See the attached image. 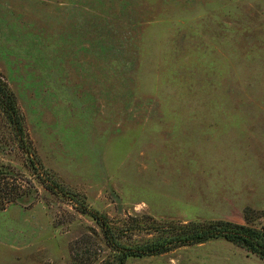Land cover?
Listing matches in <instances>:
<instances>
[{
    "label": "rangeland",
    "instance_id": "374dc122",
    "mask_svg": "<svg viewBox=\"0 0 264 264\" xmlns=\"http://www.w3.org/2000/svg\"><path fill=\"white\" fill-rule=\"evenodd\" d=\"M0 77L26 139L0 109V264L106 252L52 180L124 240L192 221L264 230V0H0ZM126 264L264 261L219 238Z\"/></svg>",
    "mask_w": 264,
    "mask_h": 264
},
{
    "label": "trees",
    "instance_id": "16d2710c",
    "mask_svg": "<svg viewBox=\"0 0 264 264\" xmlns=\"http://www.w3.org/2000/svg\"><path fill=\"white\" fill-rule=\"evenodd\" d=\"M0 109L3 111L9 124L13 126L20 147L24 149L26 139L23 128V117L17 107L13 91L1 77ZM30 167L34 168V164L31 163ZM47 187L57 192L64 191L68 198L75 201L78 205V211L90 217L99 226L107 250L101 255L99 254V256H92V259L88 258L89 262L87 261V264H126L131 258L159 255L170 252L180 246L204 243L219 238L231 241L245 248L264 261L263 229L229 220L209 222L192 221L186 224L156 226L152 228L157 233L155 236L143 239L124 240L122 229L115 228L105 213L87 208L81 203L75 192H67L65 188H62L54 180H52V186ZM130 226L137 227L136 224H131Z\"/></svg>",
    "mask_w": 264,
    "mask_h": 264
},
{
    "label": "crops",
    "instance_id": "0c3cea01",
    "mask_svg": "<svg viewBox=\"0 0 264 264\" xmlns=\"http://www.w3.org/2000/svg\"><path fill=\"white\" fill-rule=\"evenodd\" d=\"M233 181V180H232ZM208 183H211V188L214 190V191H218V192H221V193H226V192H230V191H235L238 189V187H234L232 186L230 183L231 181H227V180H222L221 178H208V180L206 181ZM231 185V186H230ZM221 199V198H217V202L218 200ZM226 202V198H222L221 199V202L217 203L216 205L217 206H220L221 204H223L222 202ZM215 203H216V200H215ZM221 203V204H220ZM233 202L232 200L230 201H227V204L225 203V205H223L224 207L226 205H232L233 206Z\"/></svg>",
    "mask_w": 264,
    "mask_h": 264
}]
</instances>
